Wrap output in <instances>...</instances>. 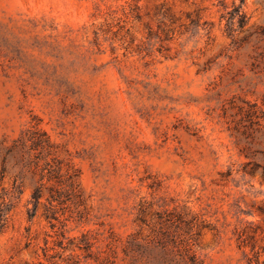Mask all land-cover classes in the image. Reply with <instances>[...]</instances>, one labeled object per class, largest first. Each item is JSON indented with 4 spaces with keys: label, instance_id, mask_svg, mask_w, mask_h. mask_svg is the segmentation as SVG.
<instances>
[{
    "label": "rangeland",
    "instance_id": "374dc122",
    "mask_svg": "<svg viewBox=\"0 0 264 264\" xmlns=\"http://www.w3.org/2000/svg\"><path fill=\"white\" fill-rule=\"evenodd\" d=\"M0 264H264V0H0Z\"/></svg>",
    "mask_w": 264,
    "mask_h": 264
}]
</instances>
